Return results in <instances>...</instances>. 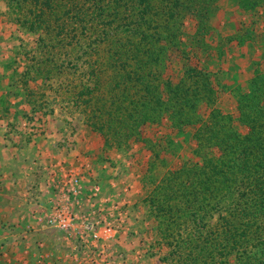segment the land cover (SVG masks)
I'll return each mask as SVG.
<instances>
[{
    "label": "trees",
    "instance_id": "obj_1",
    "mask_svg": "<svg viewBox=\"0 0 264 264\" xmlns=\"http://www.w3.org/2000/svg\"><path fill=\"white\" fill-rule=\"evenodd\" d=\"M3 1L22 27L32 33H44L38 39L43 60L35 66L28 65L21 76L24 85L30 79L41 80L44 83L41 90L58 95L56 86L46 81L52 80L57 68L76 69L68 58L69 52H76L77 47L82 51L83 39L93 41L85 49L90 46L92 55L97 57L91 63L85 60L84 72L93 85L85 84L72 98L81 104L85 122L101 133L108 145L112 141L122 146L123 138L131 136L133 123L157 120L163 111L176 123L188 119L202 92L208 96L211 93L204 72L195 68L187 71V77L193 79L191 82L182 80L175 86L166 82L165 93L159 92L154 81L148 79L154 78L151 67L159 55L155 44L162 40L163 30L166 38L176 41L180 20L192 16L198 36L209 34L218 0ZM237 2L243 10L264 6V0ZM101 53L109 57L104 66L111 74L108 78L111 85L104 92L98 90L97 58ZM76 60H81V56L77 55ZM261 81L253 78L250 96L237 106L238 121L247 131L238 132L232 127L233 121L226 124L220 120L222 115L212 113L204 126L205 137L198 135L203 138L199 143L216 148L219 156L213 153L208 157L202 151V166L191 171V178L181 180L186 191L180 187L173 190L167 184L148 197L159 224L164 226L161 234L169 244L176 241L183 264H226V256L230 254L235 264H264V85ZM94 90L98 92L95 101ZM43 96L41 92L39 99ZM37 107L34 105L33 111L48 110L45 103ZM216 213L217 221L211 223Z\"/></svg>",
    "mask_w": 264,
    "mask_h": 264
},
{
    "label": "crops",
    "instance_id": "obj_2",
    "mask_svg": "<svg viewBox=\"0 0 264 264\" xmlns=\"http://www.w3.org/2000/svg\"><path fill=\"white\" fill-rule=\"evenodd\" d=\"M6 17L0 15V264H102L105 259H110L112 264H183L180 252L175 247L176 241L172 244L167 242L169 240L161 234L164 226L159 224V218L153 215L148 206L141 207L140 203L144 197L145 200L148 199L150 189L161 180L159 177L156 182L155 174L153 177L155 185L148 183L145 186L147 167L151 161L162 160L163 156L146 157L145 154L149 151L144 148L138 157L134 153V156L129 157L132 151L127 148L123 159L133 165V174L128 183L133 184L134 191L131 189L127 192L126 188L122 189L126 191L123 193L125 199L127 198L124 202L130 209L125 215H120L113 213L109 198H106L109 190L118 189L113 182L114 170L108 166L110 162L97 164L91 162L93 161L91 156L94 155L96 160L100 153L110 154L109 160L118 157L113 153L119 151L113 147L107 148L108 145L101 133L80 125L72 134L71 141L75 144L68 146L61 140L62 129L55 130L54 126H51L46 130L44 128V135L26 138L16 134L11 145L5 143L6 123V126L12 122L20 123L25 116H33V112L34 115H39L37 113L39 109L33 111L34 105L37 107L39 103L48 104L51 109L50 116L45 115L48 122L53 121L52 117L55 121L61 122L74 119L85 122V117L76 114L75 111L63 112L67 108L76 107L81 113V104L70 94L68 98H63L62 94L58 96L48 90H41V80L32 79L25 85L20 82L21 73L29 65L22 57L15 70L10 66L7 73L5 72L3 66L9 63L11 58L13 61L16 59L15 42L13 38L5 37L7 32L4 27L8 24ZM17 33H14L15 37ZM29 40V35L25 34L24 43L30 44ZM17 60L19 61V57ZM98 69V90L103 92L101 84L105 82L104 79L108 80L111 74L104 64L99 63ZM88 84L91 86L93 82ZM75 87L70 88L73 96L85 86L78 87L76 91ZM41 92L44 96L39 99ZM32 96L37 98L38 104L35 102L31 104L34 101ZM97 96L98 92L94 90L93 101ZM21 126L22 124L19 130ZM67 134L69 140L71 133ZM151 169L153 168H149V171ZM69 170L81 174L83 193L79 197L80 201L87 196L92 184L97 183L101 186L103 196L99 198L98 210H91L89 214L94 216L98 213L101 218L111 222L116 234H119L118 238L114 239V236L99 243H84L78 230L60 232L48 224L50 208L58 196L54 183ZM154 172L156 173V169H153L152 174ZM226 264H235L232 254L226 256Z\"/></svg>",
    "mask_w": 264,
    "mask_h": 264
},
{
    "label": "rangeland",
    "instance_id": "obj_3",
    "mask_svg": "<svg viewBox=\"0 0 264 264\" xmlns=\"http://www.w3.org/2000/svg\"><path fill=\"white\" fill-rule=\"evenodd\" d=\"M214 6L215 15L211 20V29L207 35L198 36L195 31V20L192 16H186L180 20L179 30H177L178 32L175 37L176 41L166 38L163 30L164 36H162V40L157 43V45L155 44V52L159 55L155 60L154 67H151V71L154 72V78L148 79L149 82H151V79L154 81L153 85L159 88V92L163 91V93H165L164 84L166 82H170L174 86L177 85L178 82L180 84L182 80L186 82L189 80V82H191L193 79L187 77V71L190 68H195L204 72L203 75L209 83L210 95L208 96L205 92H202L203 96L201 100L197 101V103L191 107L192 111L190 112L191 114L189 113L190 115L188 114L189 118L186 119L184 117L185 119L178 121V123H176L177 121L174 122L171 115L169 116L166 111H163V113L157 117V120H146V122L144 121L142 124L138 121L133 123V127L130 130V138H123V140L125 139L123 141L124 144L126 143L127 145L123 144L119 147L112 143V141L109 145L106 143L108 145L107 148L113 147L119 151H114L113 154L118 156L114 160H109L111 155L107 153L96 155L98 157L96 160H94V155L91 156L93 160L91 161L92 163L96 162L97 164L107 161L110 162L108 166L112 167L114 170L113 182L118 189L113 188L106 193V198H109L108 201L112 206L114 214L118 213L120 215H125L130 209L128 208V204L124 202V200H127L123 195L126 191L122 189L126 188L127 192L131 189L134 191L133 184L128 183L129 178H131L133 174V165H131L128 160L125 162L123 159L127 152V148H130L132 151L129 157H131L133 153L137 154L138 157L144 148L149 151L145 154L146 157L163 156L162 160H158V162L151 161L152 163L147 167V174H145L144 178L145 186L148 185V183L155 185L153 180L155 174L156 182L159 177L161 179L157 185H150V187L154 186L153 189H150V196L151 194H155V192L158 193L160 187H164L167 184L170 185V187L173 186V190L179 187L183 190L184 185L181 180H185L187 177L191 178V171L194 168L196 169V167L199 168L202 166L203 158L201 157V153L203 150L206 151L208 157L213 153L216 157L219 156L216 148L210 147L209 145L205 146L201 141L199 143V139L205 137L204 126L209 122L212 113L222 115L223 117H221L220 120L226 124L230 122V120L233 121L231 122L232 127L237 129L238 132L244 133L247 131V128L238 121L239 112L237 106L242 99L250 96L253 78H259L264 85V6L243 10L237 0H218L215 2ZM12 12L13 11L7 3L0 0V15L7 16V23L10 24V26L7 24V27H4L7 32L5 37L13 38L16 53V59L14 58L15 60L13 61L11 58L10 62L3 66L6 73L10 69V66H13L14 70L18 67L17 65H19L21 61L20 57L28 62L29 66L31 64L35 66L43 60L44 56L43 50L41 48L38 49V39L44 33L42 32V34H39L28 31L14 18L15 13ZM163 21L158 20L159 23H163ZM15 32H18L17 36L19 38L14 36ZM39 32L41 33V31ZM25 34H28L30 37V44L28 45L24 43ZM88 42L91 44L93 43L91 39H89V41L88 39H83L84 44L82 45V51L77 47L76 52L70 51L68 54V58L72 59L77 66V71L76 69L70 70L69 68H62L60 70L57 68L55 71V68H53L55 72H53L52 80H48L46 83L52 82L56 86L55 90H57L58 96L62 94L63 98H68V94L73 96V91L70 92V88L73 89L74 86H76V91L78 87L85 86L84 83L88 84L89 82H93L91 80L88 81L84 75V72L87 70V65L85 63L87 61L91 63L95 61L97 57V54L92 55L91 53L93 48L90 49V46H88V48L85 49ZM36 48L38 50H36ZM122 48L123 47L120 49L122 50ZM7 49L9 50V48ZM77 55L81 56V60H76ZM153 55L156 54L153 53ZM17 57H19V61ZM107 57L108 55L103 56L101 53L100 57L97 58L100 65L106 62ZM73 71L76 72L73 73ZM23 73L24 72L21 74ZM21 78L23 79V77ZM104 80L105 82L101 84L103 92L109 90L111 85L108 83L110 79ZM20 82L22 83L21 79ZM40 83V86L44 85L42 81H40ZM62 87L64 89H62ZM10 88H12V86ZM134 94H137V92H134ZM74 108H67L66 111L63 110V112L70 113L75 111L76 114L83 115L76 110V107ZM50 111L51 109L49 107L48 110L40 108L37 111L39 115H34L33 112V116H25L20 123L19 121L18 123L12 122L8 126H6V123L5 128H7V131L5 133V143L11 145L13 136L16 134L26 138L44 135L46 129L54 126L55 130L59 128L62 129L61 132L63 136L61 140L65 141L64 145L67 144L69 146L70 144H75L71 141L73 139L72 134L78 130L80 125L84 128L93 129L87 122L75 119L61 122L55 121V118L51 116L53 121L48 122L47 119L51 114ZM86 111L89 110L86 109ZM186 122L192 123L188 124ZM21 124V130H19ZM200 132L201 134H199ZM67 133H69V135L71 133L69 140L67 139ZM52 141L53 139L51 138L50 142ZM81 155L85 156L88 154L81 153ZM129 159L131 160V158ZM149 168L156 169V173L154 172V174H152L153 169L149 171ZM172 180L174 182L170 184L169 182ZM175 180H177V184ZM183 191H186V189ZM101 192L102 190L97 197L93 198L89 196L90 193L88 191L84 200L80 201L78 205H75L74 211L79 217L87 219L89 222L97 223L98 225L112 226L111 222L104 220L103 217L101 218V215L98 213L94 216L89 214V211L90 213L92 212L91 210H98L97 204L99 198L103 196ZM145 199L146 197L141 200V207L145 208L148 206L153 212V215H156L153 205L148 202V199ZM217 212L219 213L220 211L217 210ZM211 218V223L216 222L217 213ZM118 219L119 217L117 220ZM117 223L119 224L120 221ZM114 225L117 227L116 224ZM117 236H119L118 233L115 235L114 239L118 238ZM89 254L93 255V253ZM193 255H196V252H194Z\"/></svg>",
    "mask_w": 264,
    "mask_h": 264
},
{
    "label": "built area",
    "instance_id": "obj_4",
    "mask_svg": "<svg viewBox=\"0 0 264 264\" xmlns=\"http://www.w3.org/2000/svg\"><path fill=\"white\" fill-rule=\"evenodd\" d=\"M81 181V174L72 170L65 172L61 179L55 181L58 196L50 208V215L47 217L48 224L60 232L78 230L80 239L84 243H99L103 239L113 238L116 235L114 227L89 222L75 213L74 207L79 204V197L83 193ZM100 191L101 186L94 183L89 190V196L97 197ZM102 264H112V261L105 259Z\"/></svg>",
    "mask_w": 264,
    "mask_h": 264
}]
</instances>
